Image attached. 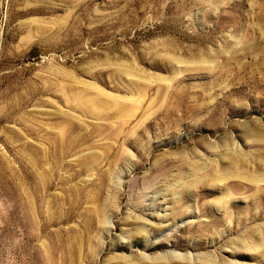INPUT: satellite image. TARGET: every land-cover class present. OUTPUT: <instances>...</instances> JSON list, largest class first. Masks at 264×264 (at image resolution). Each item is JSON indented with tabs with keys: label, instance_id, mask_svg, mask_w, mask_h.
<instances>
[{
	"label": "rangeland",
	"instance_id": "1",
	"mask_svg": "<svg viewBox=\"0 0 264 264\" xmlns=\"http://www.w3.org/2000/svg\"><path fill=\"white\" fill-rule=\"evenodd\" d=\"M0 264H264V0H0Z\"/></svg>",
	"mask_w": 264,
	"mask_h": 264
}]
</instances>
